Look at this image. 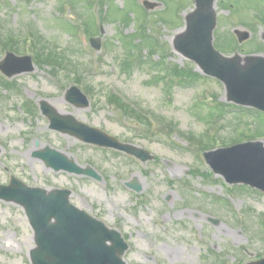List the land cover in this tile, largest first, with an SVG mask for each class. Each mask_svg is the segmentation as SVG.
<instances>
[{
    "label": "rangeland",
    "instance_id": "1",
    "mask_svg": "<svg viewBox=\"0 0 264 264\" xmlns=\"http://www.w3.org/2000/svg\"><path fill=\"white\" fill-rule=\"evenodd\" d=\"M144 1L0 0V60L9 50L30 55L34 65L9 78L0 72V184L13 175L33 187L70 189V202L121 231L128 264H244L264 257V192L229 186L208 172L201 154L208 145L257 136L264 143V113L226 112L224 84L174 49L193 0H146L149 9ZM213 11L216 49L241 64L249 55L264 57V0H214ZM235 30L248 37L238 41ZM88 35L99 39V49ZM151 54L165 56L172 68L154 64ZM72 84L86 93L88 107L65 99ZM204 91L214 95L218 114L198 102ZM41 100L153 159L141 162L50 129ZM146 113L157 126L150 127ZM212 130L209 143L204 135ZM40 144L90 165L103 179L53 171L33 155ZM132 178L141 192L123 184ZM34 247L24 208L0 199V264H31Z\"/></svg>",
    "mask_w": 264,
    "mask_h": 264
},
{
    "label": "water",
    "instance_id": "2",
    "mask_svg": "<svg viewBox=\"0 0 264 264\" xmlns=\"http://www.w3.org/2000/svg\"><path fill=\"white\" fill-rule=\"evenodd\" d=\"M194 1L196 9L187 16L185 32L175 39L176 49L195 61L204 73L220 79L229 100L264 111V57L248 56L243 65L237 56H223L211 41L215 25L214 0ZM145 4L152 7L147 1ZM235 33L239 41L248 37L245 31L235 30ZM91 43L99 48L98 39H91ZM32 69L29 56L18 57L11 52L0 62V70L7 76ZM65 97L78 107L89 104L86 95L76 86H71ZM40 106L53 129L70 133L87 142L124 150L142 160L152 158L144 149L121 143L99 129L77 121L70 114H58L46 101H41ZM34 155L55 170L64 169L100 178L92 168L80 167L73 159H68L49 146L36 151ZM204 155L214 172L222 174L227 182H242L264 191V145L261 141L238 143ZM130 185L136 190L141 188L135 182ZM69 194L67 189L47 191L29 187L16 178L11 180L10 185L0 186L1 199L25 207L37 243V247L30 251L32 263L126 264L120 258V254L127 248L120 233L106 228L103 223L70 204ZM247 264H264V258Z\"/></svg>",
    "mask_w": 264,
    "mask_h": 264
},
{
    "label": "trees",
    "instance_id": "3",
    "mask_svg": "<svg viewBox=\"0 0 264 264\" xmlns=\"http://www.w3.org/2000/svg\"><path fill=\"white\" fill-rule=\"evenodd\" d=\"M178 73H179L180 75L186 77V78H187V77H190L189 74L187 75V72H186L185 70L181 71V70L178 69ZM112 99H115V100H116V98H112Z\"/></svg>",
    "mask_w": 264,
    "mask_h": 264
},
{
    "label": "bare ground",
    "instance_id": "4",
    "mask_svg": "<svg viewBox=\"0 0 264 264\" xmlns=\"http://www.w3.org/2000/svg\"><path fill=\"white\" fill-rule=\"evenodd\" d=\"M242 61H244L243 59L240 61V62H242ZM43 147V144H40L39 146H38V148H42ZM31 149H32V147H30Z\"/></svg>",
    "mask_w": 264,
    "mask_h": 264
}]
</instances>
